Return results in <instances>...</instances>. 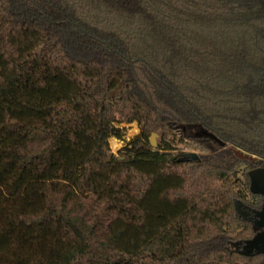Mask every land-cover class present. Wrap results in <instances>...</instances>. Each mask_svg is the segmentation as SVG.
I'll use <instances>...</instances> for the list:
<instances>
[{"label":"trees","instance_id":"trees-1","mask_svg":"<svg viewBox=\"0 0 264 264\" xmlns=\"http://www.w3.org/2000/svg\"><path fill=\"white\" fill-rule=\"evenodd\" d=\"M255 168L264 0H0V264H264Z\"/></svg>","mask_w":264,"mask_h":264},{"label":"water","instance_id":"water-1","mask_svg":"<svg viewBox=\"0 0 264 264\" xmlns=\"http://www.w3.org/2000/svg\"><path fill=\"white\" fill-rule=\"evenodd\" d=\"M149 144L154 151L156 148L155 134L150 136ZM235 153L241 158V154ZM247 178L249 182V192L252 195H257L262 198L261 208L259 211L254 212V220H252V218H247L249 213L240 203H235V212L239 219L251 222L255 230H261L250 240L242 244L241 255L244 257H254L264 254V168H255L248 171Z\"/></svg>","mask_w":264,"mask_h":264},{"label":"rangeland","instance_id":"rangeland-1","mask_svg":"<svg viewBox=\"0 0 264 264\" xmlns=\"http://www.w3.org/2000/svg\"><path fill=\"white\" fill-rule=\"evenodd\" d=\"M118 128L123 130L122 133V139L116 140V139H110L108 141L110 151L112 152L113 155H116L117 152L124 146L125 143L130 141L132 138H134L138 134V129L135 123L130 124V125H119ZM180 150L185 152H188L187 147H180Z\"/></svg>","mask_w":264,"mask_h":264},{"label":"flooded vegetation","instance_id":"flooded-vegetation-1","mask_svg":"<svg viewBox=\"0 0 264 264\" xmlns=\"http://www.w3.org/2000/svg\"><path fill=\"white\" fill-rule=\"evenodd\" d=\"M251 170H252V169H251ZM249 171H250V170H249ZM247 172H248V171H247ZM259 197H260V196H259ZM260 200H261V204H262V198H261V197H260ZM243 206L246 208L247 212L249 213V216H248L247 218H252V220H254V212L259 211L260 208H261V205H260L259 208H252V207H248V206H245V205H243ZM235 213H236V212H235ZM236 216H237V215H236ZM240 220H241V219H240ZM243 222L249 224V225L252 227V229H253V231H254V235H255L257 232L261 231V230H255L251 222H247V221H243ZM236 250H238V252H241V251H242V245H240L239 247L237 246V247H236Z\"/></svg>","mask_w":264,"mask_h":264}]
</instances>
